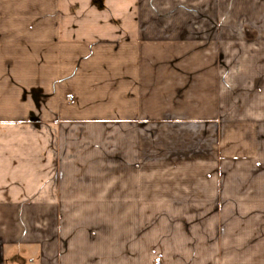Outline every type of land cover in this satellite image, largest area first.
I'll return each instance as SVG.
<instances>
[{
	"label": "crops",
	"instance_id": "0c3cea01",
	"mask_svg": "<svg viewBox=\"0 0 264 264\" xmlns=\"http://www.w3.org/2000/svg\"><path fill=\"white\" fill-rule=\"evenodd\" d=\"M237 37L264 0H0V264H264L258 127L203 139Z\"/></svg>",
	"mask_w": 264,
	"mask_h": 264
},
{
	"label": "rangeland",
	"instance_id": "374dc122",
	"mask_svg": "<svg viewBox=\"0 0 264 264\" xmlns=\"http://www.w3.org/2000/svg\"><path fill=\"white\" fill-rule=\"evenodd\" d=\"M237 39L240 41L238 44L234 45L232 44L234 42H224V50L219 53V58L222 65L220 69L221 83H219L221 93L220 113H223L224 116L214 119V123L210 121L213 123L214 128H212L211 133H207L209 138L204 137L203 139L206 141H215V143L220 144L224 138L230 141L236 137V131L238 130L237 127H240L238 125L239 123H241V125L242 123H245L247 128L252 127L253 130L258 127V132L256 133L258 136H256V140L260 142V146L257 147L258 157L254 160V162H264V51L259 50V45H247V43L244 41L245 37H237ZM253 42L255 41L253 40ZM192 122L197 123L195 120H188L189 124H192ZM223 126L225 129L224 131L222 128ZM104 133L105 132H100L99 135L101 136ZM36 135L34 136H36L37 139L45 136L40 132H38ZM63 135L65 147L64 156L67 158L73 155L71 153L73 151V144H71V137L73 133L72 131H68ZM59 139L62 140V137L60 136ZM80 144L84 146L85 142ZM104 145L105 139L103 138V141L98 144L99 147L95 149V151L97 150L98 156L96 157L100 159H98L99 161L104 159L105 156L104 150L106 148ZM83 149L84 148H80V151H83ZM224 150L226 151L225 155H231L229 152L232 151V148L224 147ZM226 160L227 161H225V163L222 165V170L225 173L224 186L228 188L232 186L233 177H235L234 174H237L238 170H241L242 172L249 171L250 167L254 165V163H251L248 160H232L231 156L226 158ZM99 161L96 163V166H98V172H104L110 169H107L104 167V165H101ZM166 168L167 169L165 171H168V167ZM113 170L119 171V169L116 170L114 167ZM258 170L264 172V164ZM59 182L60 180L56 181L54 179L49 181L51 185ZM106 182L109 181L98 180L96 186H107L108 184L105 185ZM112 182L115 183L117 180L112 179L110 183ZM149 182V180H146V183ZM116 219H120V217H117Z\"/></svg>",
	"mask_w": 264,
	"mask_h": 264
}]
</instances>
